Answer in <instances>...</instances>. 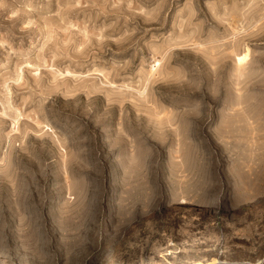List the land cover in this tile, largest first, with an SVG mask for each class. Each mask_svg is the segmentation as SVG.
<instances>
[{"label": "rangeland", "instance_id": "1", "mask_svg": "<svg viewBox=\"0 0 264 264\" xmlns=\"http://www.w3.org/2000/svg\"><path fill=\"white\" fill-rule=\"evenodd\" d=\"M0 264H264V0H0Z\"/></svg>", "mask_w": 264, "mask_h": 264}, {"label": "bare ground", "instance_id": "2", "mask_svg": "<svg viewBox=\"0 0 264 264\" xmlns=\"http://www.w3.org/2000/svg\"><path fill=\"white\" fill-rule=\"evenodd\" d=\"M240 60H241V57H240V58L238 57V62H240ZM243 60H244V59H243Z\"/></svg>", "mask_w": 264, "mask_h": 264}]
</instances>
